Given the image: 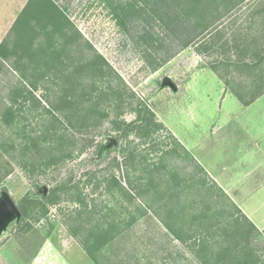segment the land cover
Returning <instances> with one entry per match:
<instances>
[{
    "label": "rangeland",
    "instance_id": "374dc122",
    "mask_svg": "<svg viewBox=\"0 0 264 264\" xmlns=\"http://www.w3.org/2000/svg\"><path fill=\"white\" fill-rule=\"evenodd\" d=\"M52 1L69 24H57L55 11L34 0L8 41L9 58L22 71L17 78L24 76L31 88L28 85L29 92L23 93L29 100L17 96L15 110L22 112L0 137V145H5L0 147V165L3 173L9 171L0 181V264H196L190 245L203 234L197 216L205 199L199 194L217 196V187L222 188L199 161L204 172L194 166L190 157H195L181 141L216 150L211 163L216 168L237 167V153L247 148L264 153V99L241 111L229 89L237 90L242 76L229 65L237 62V24L250 39V28L264 26V0ZM118 1L124 7V12L118 11L126 18L124 26L113 8ZM176 14L192 22L204 17L210 27L197 45L166 60L179 44L167 40L170 28L159 15L170 19ZM76 32L86 41L83 52L79 45L84 43L68 44L67 36L75 40ZM145 32L151 36L144 37ZM97 56L103 72L83 74L86 61ZM165 78L177 91L163 85ZM18 79H13V87ZM222 90L228 94L221 110ZM0 92L7 95L9 90ZM84 95L101 98L93 99L96 113L72 158L47 167L45 157L21 152L23 139L58 127L47 121L40 104L49 108L48 100L61 113L72 109L60 103L61 98L84 101ZM90 106L85 102L77 110ZM145 107L155 116L153 132L134 131L117 142V127L135 121L137 111ZM255 143L260 149L255 150ZM59 186L52 202L51 190ZM177 193L181 199L172 198L180 203L177 212L186 210L170 221L188 245L143 211L150 203L163 213L168 197ZM227 196L237 206V194ZM217 197L213 210L227 212V203ZM7 199L25 211L22 224L20 211V216L12 211ZM131 216L135 223L127 226ZM85 242L92 251L102 246L95 252L96 261Z\"/></svg>",
    "mask_w": 264,
    "mask_h": 264
},
{
    "label": "trees",
    "instance_id": "16d2710c",
    "mask_svg": "<svg viewBox=\"0 0 264 264\" xmlns=\"http://www.w3.org/2000/svg\"><path fill=\"white\" fill-rule=\"evenodd\" d=\"M33 1L34 0H30L27 7ZM40 1L47 3L55 11L58 19L60 20H58L59 23L57 24H62L63 20L66 25L69 24V21L65 18L64 14L52 0ZM114 6H116L114 10L117 14V17L120 23L124 26L126 18L121 17V14L118 13V11L121 13L124 12V7L119 1L115 3L113 2V8ZM27 7L19 15L7 38L0 45V91L9 90V93H7V95L1 94L0 92L1 138L4 137L3 134L5 135V128L13 127L15 119L17 118V114L22 112L21 109L15 110V105L18 101L17 96L22 97L24 101L29 100L28 96L23 95V93L29 92L28 85L29 88H31V86L28 81L24 80V76L21 78L19 77L22 80L17 78V75L21 74L22 71L10 60V48L8 46V41L11 38L16 25H18L20 20H22V18L24 17ZM169 8L170 5L166 2V4H164L163 6V9H166L167 11L169 10ZM162 13H164V11ZM166 14L169 13L166 12ZM159 16L161 21L170 28L169 34L167 35V40H170L171 42L175 41L179 44V48L176 50V52L170 55L166 60H169L172 56H174L182 49L197 45L198 39L203 36L204 32L207 31V29L210 27V24H205L206 18L204 17L194 18L195 21L192 22V20L189 19L183 20L177 14L170 19L169 16L167 17V15ZM165 18L169 19V21L165 22ZM198 18L200 19L196 20ZM213 21L215 22V19H213L211 22ZM134 24L136 25L137 23ZM76 34L78 35V37L74 40L73 37L67 36L66 33H64V35L67 36L69 46H71L73 42L76 43V41L79 44L81 42L84 43L79 45V50L83 52L86 41L78 32H76ZM150 36L151 34L145 32L144 37ZM197 51L200 53L199 49H197ZM100 59L101 57L97 56L93 59H90L89 61H86V63L83 65L84 68L82 69L83 74H86L88 72L93 75L101 74L103 72V69L102 65L100 64ZM230 64H232V66L237 69V72L239 71L238 73L243 72V70L255 71V69L258 67L256 65H237V62L229 63V65ZM13 79H18V83L15 87H13ZM230 83V81L225 82L227 86H230ZM229 89L243 105L249 106L264 94V80L239 81V83L237 84L238 91L236 89H233V87H229ZM83 97H85V95ZM100 98L101 96L95 98L91 95H89V97L86 96L84 101H80L78 99L76 100V98L74 97L61 98L60 103L65 104L67 108L69 106L72 107V109L69 108L70 110H64L61 113L58 112V109L54 107L55 105L48 100L46 101V103L48 104L49 108L45 107V105L43 106L40 104L42 109L46 112L44 113V116H46L47 121L51 124V126L57 125L58 127L56 128L53 126V129L46 127L41 133L34 136L30 135V138L26 137L25 139H23V143L19 144L21 152L26 155L34 152L33 157H35L36 155L37 157H45L46 165H44L47 167L51 165H57L59 164V162H64L68 158H72V156L78 150L80 136L83 135V132L89 131V124L93 120V116L96 113L95 110L91 108L92 106H94L93 99L98 102ZM37 102L39 103V101ZM85 102L91 105V109L84 108L81 110H77L79 105H84ZM60 114L68 123L69 128L65 126L63 119L59 117ZM154 119V114L148 108H140L137 111V118L135 121L131 123L122 122L117 127V130L121 132V135L118 137V139H116L117 142L121 138L126 137L128 134L134 131L140 132L143 130H148L149 134L152 133V127L155 126ZM92 143L93 141H90L88 144L92 145ZM4 146V144L0 145V147ZM102 150H107L106 146H103ZM185 153L189 155L187 151H185ZM36 159L37 158H35V160ZM190 159L196 168H200V170L204 172L201 166L193 157H190ZM6 165L9 166V162ZM4 170V166L0 165V181L9 172L5 171V173H3ZM114 182L117 187H121L118 181L115 180ZM217 188V191L219 192V195L217 196L225 200V202L227 203V206H225L227 212L221 211L219 213L218 211L213 210L215 205L214 199L218 198L216 195L214 196L212 193H208V191L199 194V196H203V199H205V201L203 202L204 208L201 210V215L197 216V220L199 221L198 226L203 229V234L200 236V238L195 237L191 241L192 244L190 245V247L192 249L193 261L196 264H264V232L259 230L241 212V210L232 202V200L222 189H220L219 187ZM121 189L123 190V187H121ZM60 190V186L55 187L51 190V195H49V197H51L52 202H54V199ZM128 195L131 200L134 199L132 194L129 193ZM168 198L169 201L163 206V213L150 205V203L144 204L145 207L143 211L146 212V214H151L153 217L159 219V221L168 230V232H170L171 235L176 237V239L181 241L183 244L188 245V240H182L180 238V235H178L174 230L172 220L170 221L171 218L175 220V216H177V213H179L180 215H184L186 209L180 208L181 211L177 212V207L180 206V203H175L172 198H176L179 201L181 198L180 196H178V193L173 196H169ZM19 211L21 213L20 224H22L25 217V211H21L20 209ZM162 214H164L163 216L167 217V219L163 218ZM219 217L221 219H218ZM135 220L136 218L131 216V220L130 222H128L127 226L133 225L135 223ZM108 242L109 241H106V243ZM82 244H85L86 250L89 252L92 259L96 261L95 252H98L102 248V246H98V249H96L97 251H92L88 248V242Z\"/></svg>",
    "mask_w": 264,
    "mask_h": 264
},
{
    "label": "crops",
    "instance_id": "0c3cea01",
    "mask_svg": "<svg viewBox=\"0 0 264 264\" xmlns=\"http://www.w3.org/2000/svg\"><path fill=\"white\" fill-rule=\"evenodd\" d=\"M30 0H0V45L7 38L10 30L17 21L19 15L27 7ZM249 1V0H238ZM264 12V11H263ZM258 13H256V16ZM261 18L264 19V14ZM261 24H264L261 23ZM250 39L243 35L246 31L237 24V65H256L255 71L243 70L241 81L264 80V26L258 30L249 29ZM259 37V38H258ZM239 51V52H238ZM254 51V53L252 52ZM243 52V53H242ZM252 54L254 55L253 57ZM237 76L238 73H237ZM247 77V78H246ZM215 81L218 77L213 75ZM239 78V77H238ZM223 91L221 97V110L227 100L228 92ZM231 96L236 98L234 94ZM264 99V94L249 106L243 105L237 99V108L241 111L250 109ZM175 132V131H174ZM175 135L176 132H175ZM178 137V135H177ZM189 152L201 163L208 175L216 179L219 186L227 194H237V207L259 229H264V153H252V148H247L245 153H237V167L231 165H219L212 167L214 161V149H203V145L189 146L181 141ZM255 150L260 149L259 144H254ZM223 148V146H221ZM221 152V151H220ZM219 152V153H220ZM210 163V164H206Z\"/></svg>",
    "mask_w": 264,
    "mask_h": 264
},
{
    "label": "water",
    "instance_id": "95a60500",
    "mask_svg": "<svg viewBox=\"0 0 264 264\" xmlns=\"http://www.w3.org/2000/svg\"><path fill=\"white\" fill-rule=\"evenodd\" d=\"M163 85L167 86L169 88H171L173 91H177V86L175 85V83L169 79V78H165L163 81ZM112 143H115L114 140L111 141ZM7 203H9V206L11 208L12 211H14L15 213H17L20 216L19 211L17 210L16 206L14 204H12L11 201H9V199H7Z\"/></svg>",
    "mask_w": 264,
    "mask_h": 264
}]
</instances>
